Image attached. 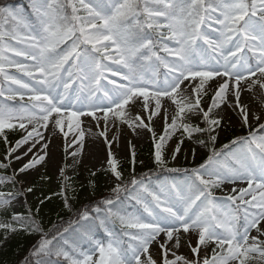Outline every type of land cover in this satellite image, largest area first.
<instances>
[{"label": "snow or ice", "instance_id": "6c2138e0", "mask_svg": "<svg viewBox=\"0 0 264 264\" xmlns=\"http://www.w3.org/2000/svg\"><path fill=\"white\" fill-rule=\"evenodd\" d=\"M254 90L264 94V0H30L28 13L0 6V210L17 197L6 186L50 158L53 138L73 133L67 146L81 154L82 117L103 122L109 147L117 123L148 131L161 173L137 174L133 148L125 180L110 152L111 194L66 227L44 232L16 214L0 229L41 233L24 264H264V100L259 109L241 102ZM128 107L138 108L134 118ZM229 108L248 133L217 148ZM177 130L171 159L185 135L199 134L204 163L168 167L164 149ZM182 245L191 259L176 254Z\"/></svg>", "mask_w": 264, "mask_h": 264}, {"label": "rangeland", "instance_id": "374dc122", "mask_svg": "<svg viewBox=\"0 0 264 264\" xmlns=\"http://www.w3.org/2000/svg\"><path fill=\"white\" fill-rule=\"evenodd\" d=\"M187 94L188 93H185V95ZM229 99L231 100V97ZM208 100L209 98L205 97L204 101L202 102L204 107H207ZM262 100H264V94H262L260 90H254L252 93L245 92L241 96V102L247 104L250 109H259L262 106ZM126 111L131 118H134L138 114V108L136 107H128L126 108ZM169 113L172 114L171 108H169ZM139 114L143 115V113ZM221 114L225 116V121L223 123L227 126L224 127L222 131H220V135L215 145L216 147H220L222 144H225V138L229 129H235L237 131L236 137L247 135L248 127L242 126L240 115L232 111L230 108ZM249 119L251 123V115ZM85 122L89 125L90 132H85V124L81 125V128L85 133V137L80 155L76 156L75 158L71 155L72 152L77 150L76 145L67 146L73 139V133L70 132L66 139L62 136H56L52 139V142L49 146L50 158L43 166H38L39 171L36 172L30 170L27 173L17 176V178L23 182L24 188H32V191L29 194L30 198H34L38 202L44 200L45 196L48 195L59 199L61 186L63 183V175L66 176L71 189L78 193L80 199L84 202L90 200L93 196L95 198H99L98 195H100L101 192L104 190L109 191L115 185L114 177H112L108 165L110 152L118 160L119 168L124 174V179L128 178L132 171L131 151L133 148L136 154L135 170L137 174L141 173L140 171H144V169L149 166L156 167L153 161L154 142L151 134L148 131L137 129V131L134 133L127 127V125L117 123L116 127H109V140H112L113 136L116 137V141H113L111 147H109L107 142L99 135L104 127L103 122H101L99 127L96 126V123L92 118L85 119ZM189 122L194 124L199 123L200 126L202 125V122L198 120H192ZM151 127L155 129L157 136L163 133L164 124L162 120H157L151 125ZM253 127H255V125H253ZM45 134L47 135V133ZM198 135L199 134H194V137L191 140L185 135L184 143L181 145V154H178L176 160L173 161L170 154L172 149H174L178 143V138L181 136V130H177L171 136V139L167 141L164 149L167 165L170 167L180 168L185 165L196 163L197 158L203 154V152H206L205 147L195 143V138ZM200 138L203 139L204 137ZM16 139H19V136ZM147 145H152V154L146 155L139 153L140 149ZM192 147L196 149L195 159L192 158L189 151V149ZM64 154L67 156L69 166L66 174L63 164ZM4 156L5 151H1L0 159H3ZM185 156H187V159ZM141 160L144 161L143 165L140 164ZM19 166L20 165L18 163L13 161V168H18ZM61 169H64L63 175L61 174ZM4 171L5 170H3L1 173ZM93 172H95V176L92 175ZM91 181H94V186L92 183H90ZM9 188L10 185L6 186V190H9ZM16 193V199L12 201L11 205L8 207V209H11V211H18L20 207L26 202V197L24 194L18 192ZM221 194V190L217 189L216 195L219 196ZM91 201L93 202L94 200ZM59 207L60 205L57 204L55 208ZM252 234L255 235V232ZM194 243L195 239H193V244ZM155 250V246L150 249V251ZM176 254L183 255L189 259H191L193 256L190 250L183 245L178 250H176Z\"/></svg>", "mask_w": 264, "mask_h": 264}, {"label": "trees", "instance_id": "16d2710c", "mask_svg": "<svg viewBox=\"0 0 264 264\" xmlns=\"http://www.w3.org/2000/svg\"><path fill=\"white\" fill-rule=\"evenodd\" d=\"M16 0H0V6H4L7 3ZM18 133H8L9 137L17 136ZM232 135V133H230ZM3 147L5 145L3 144ZM147 151L150 152L149 148ZM203 157L201 161L204 159ZM15 190L22 192L27 197V202L22 207L19 215L27 222L30 219H34L44 232L49 231V224L55 222L56 225L67 226L66 220L78 212L83 211L87 206L80 199L78 193L74 192L70 185H68L65 179V184L62 186V191L60 193V199L47 196L43 201L38 202L35 199L29 197V192L23 190L21 185L17 181L14 186ZM66 188V191H65ZM64 195L69 198V204L71 205V211L65 207ZM59 204V208H55ZM16 215L8 210H0V219H3L9 223H14L12 217ZM50 215V216H48ZM18 226V225H17ZM41 237V233L38 231H17L15 233H5L4 230L0 229V264H24L25 258L29 257L33 246L36 244L37 240Z\"/></svg>", "mask_w": 264, "mask_h": 264}, {"label": "bare ground", "instance_id": "6f19581e", "mask_svg": "<svg viewBox=\"0 0 264 264\" xmlns=\"http://www.w3.org/2000/svg\"><path fill=\"white\" fill-rule=\"evenodd\" d=\"M87 118H90V117H84V118H82V119H83V123H82V124H85V125H84V130H85V132H90V127H89V125L85 122V119H87Z\"/></svg>", "mask_w": 264, "mask_h": 264}]
</instances>
